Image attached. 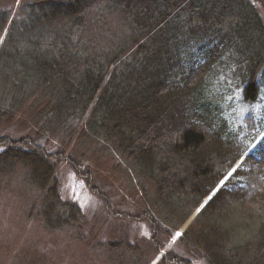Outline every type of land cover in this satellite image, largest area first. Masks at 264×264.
Masks as SVG:
<instances>
[{
	"label": "trees",
	"instance_id": "16d2710c",
	"mask_svg": "<svg viewBox=\"0 0 264 264\" xmlns=\"http://www.w3.org/2000/svg\"><path fill=\"white\" fill-rule=\"evenodd\" d=\"M11 2L0 4V35L16 32L2 59L5 69L18 65L20 92L0 119L23 109L32 119L27 134L0 136V186L18 176L34 191L29 214L46 230L81 238L86 229L82 208L61 197V160L111 210L82 162L97 146L112 148L183 223L263 133L264 0ZM47 131L68 132L82 147L51 151L41 143ZM142 216L150 241L96 244L110 264H150L160 253L162 224ZM188 231L208 264H264V136ZM25 260L59 264L31 253ZM159 263L192 264L167 252Z\"/></svg>",
	"mask_w": 264,
	"mask_h": 264
},
{
	"label": "rangeland",
	"instance_id": "374dc122",
	"mask_svg": "<svg viewBox=\"0 0 264 264\" xmlns=\"http://www.w3.org/2000/svg\"><path fill=\"white\" fill-rule=\"evenodd\" d=\"M0 4L12 5L11 0H0ZM7 40L8 33L0 35V109L5 105L17 106L20 92L18 65L5 69L4 52H10ZM6 43V44H7ZM17 60V56H16ZM8 61V60H7ZM9 63V61H8ZM87 118V117H84ZM32 113L24 109L14 114L9 122L0 119V136L8 135L18 138L29 132L23 130L29 126ZM82 122L75 123L70 130L78 131ZM83 126V125H82ZM85 126V125H84ZM89 130V129H88ZM31 131V130H30ZM87 131V129H86ZM41 143L51 151L81 148L74 141L68 142L67 133H44ZM73 140V137L70 139ZM78 140V139H77ZM104 144L102 140L99 145ZM95 150L82 162L100 190L105 194L111 210L104 200L91 192L85 178L78 176L65 161L57 162V177L61 197L72 201L82 208L86 215V229L79 238L72 230L50 232L44 228L40 219L30 208L36 201L34 191L19 182V178L2 181L0 186V264H21L26 256H43L59 264H110L107 249L98 248L97 243L115 240L130 242L150 241L152 234L149 221L142 216L145 211L151 212L162 224L159 254H150V264H162L159 260L167 252L182 259H189L192 264H208L201 250L192 242L191 232L184 236V231L192 221V215L183 223L178 216L157 198L152 184L142 178L132 164L112 148ZM3 147L0 146V150ZM205 201V200H204ZM160 203V207L156 204ZM116 213V214H115ZM149 243V242H148ZM152 247V245L149 243ZM156 246V245H155ZM153 246V247H155ZM111 258V257H110ZM112 260V258H111ZM112 262V261H111ZM112 264V263H111Z\"/></svg>",
	"mask_w": 264,
	"mask_h": 264
},
{
	"label": "water",
	"instance_id": "95a60500",
	"mask_svg": "<svg viewBox=\"0 0 264 264\" xmlns=\"http://www.w3.org/2000/svg\"><path fill=\"white\" fill-rule=\"evenodd\" d=\"M264 135V132L262 133V135L254 142V144H252V146L247 150V152L243 155V157L236 163V165L234 166V168L228 173V175L223 179V181L220 183V185L228 178V176L236 169V167L240 164V162L244 159V157L253 149V147L260 141V139L262 138V136ZM220 185L218 187H220ZM217 187V188H218ZM217 188L211 193V195L206 199V201H204V203L200 206V208L209 200V198L215 193V191L217 190ZM200 208H198L192 215V218L197 214V212L200 210Z\"/></svg>",
	"mask_w": 264,
	"mask_h": 264
}]
</instances>
